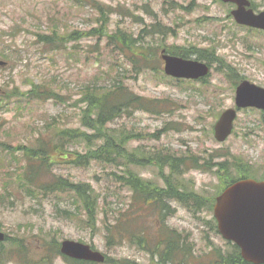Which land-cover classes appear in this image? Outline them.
<instances>
[{
	"label": "rangeland",
	"instance_id": "obj_1",
	"mask_svg": "<svg viewBox=\"0 0 264 264\" xmlns=\"http://www.w3.org/2000/svg\"><path fill=\"white\" fill-rule=\"evenodd\" d=\"M253 2L256 9L264 10V0ZM231 10L221 0H0V59L8 62L0 66V232L7 237L0 243V264H68L52 250L54 243L65 239L91 244L111 260L152 263L150 254L132 240L108 244L103 224L98 221L93 228L85 204L69 193L41 196L36 192L34 197L26 190L30 149L41 142L55 145L61 131L69 128L94 132L83 121L86 104L82 100L88 84L106 87L121 79L133 93L166 107L159 114L136 111L108 125L117 133L138 135L129 139L128 152L141 148L144 153L178 156L222 153L226 161L231 153L249 162L257 177H264L263 112L240 111L233 135L224 143L214 137L219 115L235 106V79L264 86V32L238 25ZM95 27L139 39L137 45L151 51L133 46L135 54L150 60L136 72L124 54L132 52L109 45L103 35L90 36ZM53 29L78 31L80 38L55 49L42 42V35ZM158 29L165 34L154 33ZM164 47L207 49L220 60L211 62V72L203 81L177 80L164 73ZM73 149L85 152L88 146L75 144ZM51 168L57 176L94 189L100 199L99 217L106 208L110 219L136 213L137 229L150 226L151 234L160 226L157 213L135 203L133 191L125 184L127 166L93 161L84 167L54 164ZM133 168L164 186L157 166ZM184 179L195 184L206 202L220 186L213 172L192 171ZM170 207L166 227L190 238L200 257L192 264L212 262L211 249L231 247L214 227L213 209L177 201Z\"/></svg>",
	"mask_w": 264,
	"mask_h": 264
},
{
	"label": "trees",
	"instance_id": "obj_2",
	"mask_svg": "<svg viewBox=\"0 0 264 264\" xmlns=\"http://www.w3.org/2000/svg\"><path fill=\"white\" fill-rule=\"evenodd\" d=\"M77 1L81 2V0ZM100 10L103 12L102 8ZM101 23L106 24V20L103 19ZM160 30L158 29L154 33L159 32L160 34V32H163ZM89 34L90 36L103 35L107 37L109 45L120 48L119 50L123 52L126 49L132 52L133 54H127L126 52L124 54L135 64L134 67L138 69L136 72L144 65L142 62H147L151 58L143 54H135L136 51L133 46L144 53L151 51V47L147 49L142 44L137 45L140 42L139 39H133L122 31L113 34L108 32V29L102 30L95 27L90 30ZM79 38L78 31L66 33L53 29L50 33L42 35V42L61 49L69 41L78 40ZM131 42L134 43L131 44ZM169 51L182 57L196 54L200 59H206L210 63L215 59L220 60L214 51L207 49L174 47ZM14 95L16 94L14 93ZM82 102L86 104L83 117L84 125L94 132L89 133L81 129L69 128V130L61 131L60 140L55 145L41 142L38 147L30 149L31 153L27 156L28 162L25 167L27 192L34 197H36V192H39L41 196H60L69 193L70 197L85 204L89 219L88 223L93 228L96 227L98 221L103 224L108 244L116 245L121 244L123 240H132L149 252L151 264H192L193 260H198L200 257L195 255L194 246L190 243L189 237L185 236L182 243L181 239L174 235L181 234L167 229L165 222L159 224L157 231L151 234L150 226L137 229L140 228V222L137 220L136 213L127 214L124 218L117 215L110 219L106 208H104L102 210L104 216L99 217L100 199L95 194L94 189L88 184L76 183L57 176L52 171L51 166L54 164H69L84 167L90 165L93 161L108 165H125L128 167L124 176L125 184L133 191L135 203L142 208H148L151 213H157L161 220L172 212L168 204L171 200L180 201L194 208L207 204L204 195L201 192H196L195 184L184 179V175L190 171L213 172L220 181L218 189V192H220L225 188V185L237 179L253 176L252 170L254 167L236 156L231 159L234 160L233 163L232 161L227 163L225 154L222 153L210 154L209 156L185 153L178 156L170 152L144 153L139 151L141 148L136 149L134 152H128L126 145L129 139L137 138L138 135L126 131L117 133L115 129L108 125L120 117L131 116L137 110L159 114L166 107L158 104L153 99L133 93L121 79L117 80L112 86L106 87L88 84ZM67 142H69V146H67ZM82 143L88 146V150L81 152L73 149L75 144ZM38 159L40 160L38 161ZM146 165L158 167L164 186L143 178L133 168L134 166ZM212 206L213 200H211L209 208L211 209ZM151 226L157 228L153 224ZM52 248L53 252L61 254L59 242L54 243ZM211 250H213L215 257L212 262L209 261L205 264H251L242 258L240 249L236 245H231L225 251L220 249ZM65 259L69 261V264H98L67 259L66 257ZM47 260L46 258L43 261L47 262ZM109 262L112 264H137L135 261H115L107 257L105 264Z\"/></svg>",
	"mask_w": 264,
	"mask_h": 264
},
{
	"label": "water",
	"instance_id": "obj_3",
	"mask_svg": "<svg viewBox=\"0 0 264 264\" xmlns=\"http://www.w3.org/2000/svg\"><path fill=\"white\" fill-rule=\"evenodd\" d=\"M234 1L241 6L235 12L241 23L264 28V13L255 16L244 8L249 2ZM163 58L166 73L175 77L200 78L209 72V67L197 60L167 54ZM0 65H5V62L0 60ZM236 102L239 107L264 108V88L244 81L237 89ZM236 116L237 111L232 108L222 113L215 125L218 141L224 142L231 134ZM214 213L219 231L226 239L239 245L243 258L248 262L264 264V181L248 178L234 182L216 198ZM4 239L5 235L0 232V241ZM61 251L77 259L105 261V255L101 252L93 250L89 244L74 240L63 241Z\"/></svg>",
	"mask_w": 264,
	"mask_h": 264
}]
</instances>
